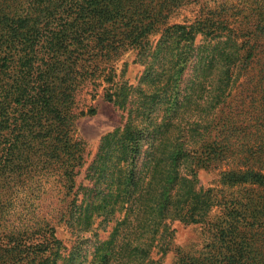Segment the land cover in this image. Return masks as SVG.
Returning a JSON list of instances; mask_svg holds the SVG:
<instances>
[{"label":"trees","instance_id":"1","mask_svg":"<svg viewBox=\"0 0 264 264\" xmlns=\"http://www.w3.org/2000/svg\"><path fill=\"white\" fill-rule=\"evenodd\" d=\"M128 52L143 68L137 88L117 68ZM87 84L106 85L104 101L126 113L101 138L90 185H75L76 164L65 172L66 227L114 224L89 264H160L155 236L170 238L175 221L207 225L221 204L194 167L224 162L245 201L213 227L216 251L189 264H264V0H0V264H88L85 240L68 252L48 219L8 225L27 189L23 148L55 151L66 138L79 152L69 139Z\"/></svg>","mask_w":264,"mask_h":264},{"label":"rangeland","instance_id":"2","mask_svg":"<svg viewBox=\"0 0 264 264\" xmlns=\"http://www.w3.org/2000/svg\"><path fill=\"white\" fill-rule=\"evenodd\" d=\"M187 13L176 19L181 21ZM134 55L128 52L119 58L117 63L118 70L121 69L122 63H126V72L124 80L129 85L137 88L143 68L138 64L132 63ZM119 73V71H118ZM106 86V85H104ZM103 85L94 86L87 84L81 87L75 95V104L73 112L76 115L74 120V129L71 134V143L80 144L79 152L71 150L69 147L63 148L67 142L63 138L62 147L55 151H45L34 145L30 148H23V158L21 166L27 170L23 172L22 179L17 182L22 183L27 189L21 191L19 202H15L14 207L10 211L8 225L9 227L25 226L38 223L40 220H49L53 223L56 236L63 241L64 246L69 251H74L80 244L79 252L85 256L88 264L92 261V252L94 245L98 241H104L109 238L113 232L114 224H109L105 229L98 228V221L93 225L90 231L77 233L68 229L64 224L65 201H62V194L67 175L74 167L75 185H90L85 178L86 170L97 154L101 138L117 129H120L125 124L126 113L118 109L111 103H107L103 99ZM50 145V144H48ZM75 157V162L72 159ZM10 168L17 164L12 159L8 158L6 162ZM216 169V166L195 168L198 187L203 189H213L217 195V200L221 201L220 205L215 206L210 214L207 225H186L178 221L172 222L169 225L168 231L171 232V237H160V234L154 238V247L151 248V258L158 260L160 264H189V259H201L207 254H213L216 247L212 242L216 238V233L213 229L215 225L226 227V222L229 220L228 212L232 209V203L235 199L244 203L245 199L237 188H230L227 182L222 179V172L229 168L230 162ZM11 170V169H10ZM68 172V174H65ZM182 177L190 178L189 169L181 167ZM31 194V196H30ZM70 200V199H69ZM68 200V201H69ZM62 219V220H61ZM34 227L33 229H35ZM244 227H240L243 230ZM234 238L236 237L233 235ZM170 239V240H169ZM161 242L168 244L166 252L163 254L158 250ZM76 251V250H75ZM191 259V260H192Z\"/></svg>","mask_w":264,"mask_h":264}]
</instances>
